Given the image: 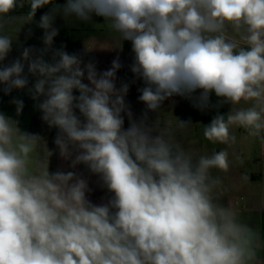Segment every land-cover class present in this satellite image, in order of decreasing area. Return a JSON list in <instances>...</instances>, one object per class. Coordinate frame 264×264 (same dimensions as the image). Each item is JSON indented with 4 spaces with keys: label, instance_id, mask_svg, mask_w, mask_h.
I'll use <instances>...</instances> for the list:
<instances>
[{
    "label": "clouds",
    "instance_id": "9594fccd",
    "mask_svg": "<svg viewBox=\"0 0 264 264\" xmlns=\"http://www.w3.org/2000/svg\"><path fill=\"white\" fill-rule=\"evenodd\" d=\"M25 4L27 14L10 15ZM49 4L0 0V63ZM58 13L83 22L103 17L120 42L113 50L131 42L130 70L145 85L139 120L125 102L129 85L116 87L119 56L98 72L64 46L52 49ZM38 27L45 47H23L0 67L3 92L27 88L33 100L42 97L37 107L58 129L60 158L72 169L85 166L111 196L94 204L81 173L50 172L53 152L43 138L0 112V264H264V236L220 202L222 181L212 171H229L227 147L197 155L177 138L191 120L177 118L174 132L148 119L174 96L201 111L230 104L203 125V137L230 147L242 129L264 145V0H66L41 15ZM12 103L19 115L23 100Z\"/></svg>",
    "mask_w": 264,
    "mask_h": 264
},
{
    "label": "crops",
    "instance_id": "0c3cea01",
    "mask_svg": "<svg viewBox=\"0 0 264 264\" xmlns=\"http://www.w3.org/2000/svg\"><path fill=\"white\" fill-rule=\"evenodd\" d=\"M37 15L41 14L37 10ZM71 25L67 29H71L74 36L73 52L68 50L70 54L76 53L82 57L85 63L91 61L96 64L97 71L103 72L111 67V63L116 56L120 57L122 63L121 69L117 72L116 87L119 88L123 83L129 85V92L125 97L126 104L133 112V117L139 120L146 106L138 98L140 92L138 89L144 87V82L138 79L130 70V66L134 60L132 45L129 41L122 42V49H116L120 46L117 35L111 31L110 27L103 17L93 16L90 22L77 20L75 17L70 18ZM91 50L85 53V49ZM85 83L88 81L85 79ZM78 94V93H76ZM197 91L194 95L198 96ZM219 98L215 94H211L210 104L216 105ZM162 111L148 112L150 122L158 123L162 126H171L175 132L177 118L181 121L191 120L186 134H177V138L181 140L183 145L193 151L195 154H210L213 149L216 151L227 147L231 166L228 172H220L213 170L212 175L218 176L222 181V187L218 195L220 202L225 205L231 203L240 212L242 219L250 226L260 231L264 236V145L258 140L246 138L242 129H235L234 135L236 142L230 147L221 144H211L203 137V125L211 122L217 114L226 115L231 110L230 104H222L219 108L209 107L203 111L193 107V102L180 96H174L165 100L161 106ZM37 119V123H38ZM36 124V123H35ZM44 137L48 149L51 148L53 155L50 157V172L61 170L76 171L81 173L83 178L88 181L91 191L87 194L89 200L94 204L106 203L111 194L102 186L99 177L91 174L85 166L78 165L76 169L70 168V161L60 158L54 139L58 129L49 128L43 121ZM129 126L127 117L125 116V125ZM36 129L33 125L31 133L36 134ZM41 146L45 147L44 142ZM239 156L243 163L236 159ZM244 176L249 179L245 181ZM261 258L264 259V252L261 253Z\"/></svg>",
    "mask_w": 264,
    "mask_h": 264
},
{
    "label": "rangeland",
    "instance_id": "374dc122",
    "mask_svg": "<svg viewBox=\"0 0 264 264\" xmlns=\"http://www.w3.org/2000/svg\"><path fill=\"white\" fill-rule=\"evenodd\" d=\"M55 2L53 0V4L46 5L45 7L38 9L41 11V14H36L33 22L31 24H25L20 32L17 35V40L13 43L12 51L9 53L8 57L5 61L0 63V67L10 64L14 59L20 56L23 47H31L34 49H43L45 46L43 44V34L44 30L38 27L40 17L45 12H48L52 9ZM25 8L29 9V6L25 4ZM23 7V8H24ZM10 15H25V13H17L16 10L11 13ZM71 25V19L65 18L62 14H56L54 20V27H56L58 31V35L54 38V42L52 45V49H60L64 46V50L70 53L68 50H72L73 52V42L75 33L71 31V29H67ZM17 25H12L9 27L10 34L15 36L14 29ZM29 29H31V35H29ZM70 50V51H71ZM46 60L51 59V50L45 56ZM25 74H27V68H25ZM35 81V77L29 75V85L31 87ZM4 85H0V112L4 113L5 115L11 117L12 119L18 121V126L20 127L21 131H25L31 133V128L33 125L36 129V134L44 137V129L43 127V120L41 119L42 113L39 111L37 105L39 104L40 100L43 98L41 97L40 100H33L31 95L28 93V89H13L12 92L8 95H5L3 92ZM13 99H21L24 102V108L22 112L17 115L16 113V106L12 103ZM37 119L38 123H37ZM36 123V124H35ZM32 134V133H31ZM49 145H47L48 147ZM44 147L41 146V150ZM51 151V148H49ZM50 166V165H49ZM49 170L51 171L50 167Z\"/></svg>",
    "mask_w": 264,
    "mask_h": 264
},
{
    "label": "trees",
    "instance_id": "16d2710c",
    "mask_svg": "<svg viewBox=\"0 0 264 264\" xmlns=\"http://www.w3.org/2000/svg\"><path fill=\"white\" fill-rule=\"evenodd\" d=\"M54 2H55V5H57V6H62L65 2H66V0H54ZM29 10L30 9H27V8H17L16 9V12L17 13H25V14H27L28 12H29ZM38 12H36V14H37Z\"/></svg>",
    "mask_w": 264,
    "mask_h": 264
}]
</instances>
